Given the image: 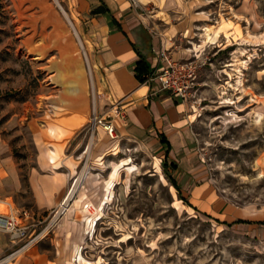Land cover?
Segmentation results:
<instances>
[{
  "label": "rangeland",
  "instance_id": "1",
  "mask_svg": "<svg viewBox=\"0 0 264 264\" xmlns=\"http://www.w3.org/2000/svg\"><path fill=\"white\" fill-rule=\"evenodd\" d=\"M2 1L13 14L0 25L5 156L26 178L36 156L31 127L49 125L55 140H69L79 175L63 214L33 220L41 235L30 248L52 257L53 230L72 213L80 240L61 264H264V226L256 224L264 221V0L200 1L193 24L192 179L213 194L209 202L182 186L177 192L179 179L157 149L116 130L111 139L91 122L93 73L65 2ZM131 5L139 9L137 0ZM48 155L56 166L57 153ZM8 201L16 211L34 210L28 192ZM216 203L249 224L225 225L214 216Z\"/></svg>",
  "mask_w": 264,
  "mask_h": 264
},
{
  "label": "crops",
  "instance_id": "2",
  "mask_svg": "<svg viewBox=\"0 0 264 264\" xmlns=\"http://www.w3.org/2000/svg\"><path fill=\"white\" fill-rule=\"evenodd\" d=\"M61 1L69 9L93 73L96 114L110 119L121 137L157 149L179 179L180 190L182 186L196 200L213 201V194L192 179L197 157L194 119L187 102L161 91L151 78L164 66L159 59L162 51L173 61L189 60L192 50L188 43L195 35L193 24L199 20V2L204 0H137L139 9L132 7L131 0ZM82 102L85 105V95ZM48 127H31L36 156L26 178L16 162L5 156L0 140V202L28 192V204L34 209L29 212L38 223L40 214L43 222L45 216L60 209L79 176L77 162L66 154L69 140H55ZM49 151L58 155L56 166L49 159ZM218 206H214V216L225 225L249 224L234 220L231 208ZM71 214L61 219L49 239L52 257L35 247L10 264H61L72 259L80 231L77 223H71ZM256 224L264 226V221ZM8 246L7 238L0 235V258ZM29 250H35L36 255Z\"/></svg>",
  "mask_w": 264,
  "mask_h": 264
},
{
  "label": "built area",
  "instance_id": "3",
  "mask_svg": "<svg viewBox=\"0 0 264 264\" xmlns=\"http://www.w3.org/2000/svg\"><path fill=\"white\" fill-rule=\"evenodd\" d=\"M134 6L137 7L136 2ZM159 59L163 60L164 66L155 71L151 78L159 84L161 91L170 92L187 102L195 89L197 66L192 61H173L165 51L159 53ZM107 119L98 117L94 111L91 122L101 125L114 139V126ZM63 205L54 212L53 218L63 213ZM33 220L29 211H16L12 201H4L3 209H0V235L7 238L10 252L0 258V264L12 263L36 242L41 234L35 231Z\"/></svg>",
  "mask_w": 264,
  "mask_h": 264
},
{
  "label": "trees",
  "instance_id": "4",
  "mask_svg": "<svg viewBox=\"0 0 264 264\" xmlns=\"http://www.w3.org/2000/svg\"><path fill=\"white\" fill-rule=\"evenodd\" d=\"M12 10L10 9V4L8 1H2L0 0V25H5L11 21L12 17ZM1 28V26H0ZM9 28L12 29L13 26L10 24ZM142 81V79H140ZM162 142H164L162 140ZM174 187L176 188L177 192L180 194L179 186L176 184L174 180Z\"/></svg>",
  "mask_w": 264,
  "mask_h": 264
},
{
  "label": "bare ground",
  "instance_id": "5",
  "mask_svg": "<svg viewBox=\"0 0 264 264\" xmlns=\"http://www.w3.org/2000/svg\"><path fill=\"white\" fill-rule=\"evenodd\" d=\"M50 159V158H49ZM51 160V159H50ZM76 183H77V180L75 181V184L73 186V188L70 190L69 194H68V197L64 200V205H63V209H65L64 207L67 206V203L70 199V197L72 196L73 192H74V189H75V186H76ZM3 204L4 202H0V209L2 208L3 209Z\"/></svg>",
  "mask_w": 264,
  "mask_h": 264
}]
</instances>
